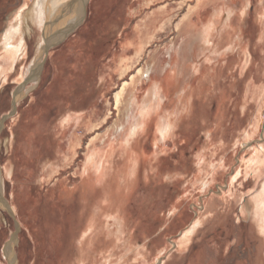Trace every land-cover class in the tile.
Masks as SVG:
<instances>
[{"label": "rangeland", "instance_id": "374dc122", "mask_svg": "<svg viewBox=\"0 0 264 264\" xmlns=\"http://www.w3.org/2000/svg\"><path fill=\"white\" fill-rule=\"evenodd\" d=\"M35 2L0 0V43L27 18L0 55V264H264V0H227L233 30L196 57L182 0H86L43 47Z\"/></svg>", "mask_w": 264, "mask_h": 264}, {"label": "bare ground", "instance_id": "6f19581e", "mask_svg": "<svg viewBox=\"0 0 264 264\" xmlns=\"http://www.w3.org/2000/svg\"><path fill=\"white\" fill-rule=\"evenodd\" d=\"M85 3H86V0H36L34 7L31 10L30 18L34 19L39 26L43 27V28H41L42 33H43L42 39L45 42L43 40H41L40 46L42 45L41 47H43L44 44L52 45V43L54 41H56V40L59 41L60 39H62L68 33V30L74 25L73 22L77 16L76 13L82 12L80 15L83 14ZM45 5H46V8H44ZM24 16L25 15H19V14L17 15V17L15 18V22H13L10 25L11 27L7 29V32L5 33L3 39L0 43V55L5 60L11 59L12 61H16V60L20 59V57L23 56L24 44H23V38H22L21 33H20V24L22 22V19H24L26 21L27 18L26 17L24 18ZM80 19H81V16L78 17V19H77L78 23H79ZM207 41H208V39L206 38L205 42H207ZM41 47H40V49H41ZM44 54H45L44 51L38 52V54L31 61L28 74L26 75V77L29 78L30 81H36L37 80L36 78H38V75H39L37 70H38V67L40 68V63L43 60ZM4 71H5V69L3 67V64L1 65V63H0V82L5 75ZM165 77L167 80H170L171 74L165 75ZM151 85L153 86L154 95L158 94V92H160V86H161L160 83L153 81V84H151ZM23 89H25V88H23ZM120 92H121V89L119 91H117L115 94L117 100L120 97ZM14 95H15V98H14V102H15V100L16 101L18 100L19 95H22V92L17 90V92ZM154 105L155 104L151 105V109L154 107ZM138 109H139V115L142 116V118H143L144 113L147 112L145 110V107H141L139 105ZM136 116H138V115H136ZM167 126H168V124H167ZM130 130H131V128H130ZM133 132H134V130H133ZM159 132L163 136L164 133L167 132V130L163 129V130H159ZM130 137L131 136H129L127 139L128 145H127V147H125V149L126 150L128 149V151L131 152V157H132L134 155L133 151H135L134 146H135L136 142L131 141ZM256 156H257V154H256ZM89 158H91V155ZM256 158H255V161H256ZM132 159H134V156ZM134 162L131 163L130 168L128 167L130 170L129 172H131L134 169ZM5 170H7V169H5ZM8 171H9V169H8ZM129 174H131V173H129ZM2 188H3V182H2V179L0 176V200H2V196H3L2 195ZM3 202H4V200H3ZM256 202H257V200H256ZM112 218L114 219V222L116 219L119 220V217L115 214ZM119 227H120V223H119ZM194 227H195V224L192 225L187 231H185L183 236H181V237L187 238L188 234L193 230ZM263 228H264V224L262 226H260V231H263L264 230ZM8 248H10V247L8 246ZM13 255H10V257Z\"/></svg>", "mask_w": 264, "mask_h": 264}, {"label": "crops", "instance_id": "0c3cea01", "mask_svg": "<svg viewBox=\"0 0 264 264\" xmlns=\"http://www.w3.org/2000/svg\"><path fill=\"white\" fill-rule=\"evenodd\" d=\"M182 1V5L186 10L178 22V36L180 38L178 45L183 47L182 49H184V47L187 49L183 51L182 56H184V54L191 55L192 53V56L196 57L198 54H202L203 50L199 51L198 54L195 52L194 49L198 47L201 49L222 47L219 45L218 40H220L224 34H228L233 30L227 21L230 19V16L233 15L232 8L229 7V2H227V0H194L188 8L185 7L186 0ZM198 16L206 17V19L204 21L200 19L198 22L194 18ZM204 37L208 38L209 42L203 41ZM142 47L144 48V45H142ZM208 63H210V60ZM191 64L194 66L195 63L193 62ZM191 67L190 73L193 77L197 69L192 71ZM0 202V217L4 219L6 215V205L4 204L5 202L3 203V199L0 200ZM242 209L244 212L241 211L240 219L243 223V220L248 218L249 207L244 205ZM196 224L197 222L195 225ZM6 250L7 249H5V251Z\"/></svg>", "mask_w": 264, "mask_h": 264}, {"label": "water", "instance_id": "95a60500", "mask_svg": "<svg viewBox=\"0 0 264 264\" xmlns=\"http://www.w3.org/2000/svg\"><path fill=\"white\" fill-rule=\"evenodd\" d=\"M68 33H69V32H68ZM13 105H14V101H13ZM13 105H12V107H14Z\"/></svg>", "mask_w": 264, "mask_h": 264}]
</instances>
